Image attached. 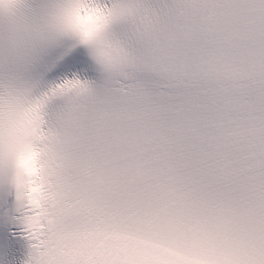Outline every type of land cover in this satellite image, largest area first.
<instances>
[{
  "label": "snow or ice",
  "instance_id": "snow-or-ice-1",
  "mask_svg": "<svg viewBox=\"0 0 264 264\" xmlns=\"http://www.w3.org/2000/svg\"><path fill=\"white\" fill-rule=\"evenodd\" d=\"M0 264H264V0H0Z\"/></svg>",
  "mask_w": 264,
  "mask_h": 264
}]
</instances>
